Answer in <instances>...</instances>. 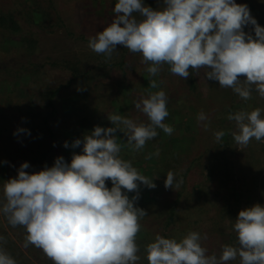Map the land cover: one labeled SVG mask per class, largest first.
<instances>
[{
	"label": "clouds",
	"instance_id": "1",
	"mask_svg": "<svg viewBox=\"0 0 264 264\" xmlns=\"http://www.w3.org/2000/svg\"><path fill=\"white\" fill-rule=\"evenodd\" d=\"M163 4L154 10L143 0H117L114 18L89 37L88 47L111 58L117 45H122L151 65L146 69L150 76L158 75L165 64L171 74L184 80L190 69L197 73L203 69L204 77L230 88L244 101L252 98L253 91L264 98V27L251 16L247 4L235 0H163ZM247 25L253 26L254 36L244 31ZM149 87L158 88L157 81H149ZM168 103L163 90L134 100V108L147 123L108 114L114 127L95 126L82 140L76 139L72 147L83 144V149L73 153L70 163L59 156L52 167L33 173L25 171L29 163H22L17 176L3 183L0 213L12 227L25 229L24 247L40 249L53 264H137L136 238L147 213L135 203L140 184L156 185L121 158L122 145L115 134L123 132L127 145L137 152L158 136L157 129L171 135L173 127L164 122ZM262 111L255 108L228 115L236 125L231 135L237 145L246 147L253 138L264 140ZM208 120L203 111L197 115L205 130ZM224 135V131L214 133L217 142ZM64 147H69L67 142ZM153 155L158 157L159 149L145 159ZM109 180L111 188L106 185ZM182 183L169 171L164 186L173 189ZM127 193L136 195L129 198ZM233 230L236 245H223L219 255L208 254L202 246L207 234L189 231L179 241L157 234L145 248L148 264H229L237 258L239 264H264V206L240 210ZM0 264H17L3 247Z\"/></svg>",
	"mask_w": 264,
	"mask_h": 264
},
{
	"label": "rangeland",
	"instance_id": "2",
	"mask_svg": "<svg viewBox=\"0 0 264 264\" xmlns=\"http://www.w3.org/2000/svg\"><path fill=\"white\" fill-rule=\"evenodd\" d=\"M116 2L117 0H0V9L12 12L22 27L19 34L11 36L12 39L6 34L2 36L0 30V127L4 129L3 132L0 131V203L4 200L3 183L17 176V170L22 163H29L30 167L25 170L29 173L42 170L39 165L22 158L20 150L24 149L27 139L24 132H18V129L27 128L23 118H26L25 111H28L29 107L36 111L46 108L49 112L45 106L48 91L56 88L63 93L55 99L58 108L55 115H59L61 120L56 116V122L52 119V125L59 131L63 125L72 127L75 118L71 114V105L79 98L66 96L65 92L86 93V96L78 101V106L96 121L98 126L108 128L113 127L107 118L108 114L123 115L119 112V107L126 110L123 116L147 123V118L134 108L133 101L147 96L148 92L163 90L169 97V116L164 122L173 127V133L167 135L157 129L158 136L148 141L139 152L132 150L127 141H121V158L131 161L142 175L153 180L156 185L155 188H147L152 201L142 203L138 199L135 203L136 207L144 209L147 213L140 221L141 230L136 238L140 249V260L137 264H148L147 256L146 260L143 259L141 240L148 234L154 237L157 234L164 235L162 227L167 223L169 208L179 194L181 195L177 210L183 219L179 223V229L186 232L196 231L202 236L207 234L202 246L208 249V254L215 253L224 244L222 238L227 240L237 236L233 224L240 210L255 204L264 206V155L256 159L252 157V153L247 152L248 150H243L237 145L234 151V166L227 170L234 172L230 173L228 179L225 178L217 159L208 157V152L216 150L215 116L230 106L235 95L230 88L219 87L218 81L204 77L203 69L199 73L190 69V76L184 80L171 74L165 64L158 75L150 76L146 69L151 65L142 63L141 54L132 53L122 45H117L111 58L97 54L88 47L89 37L102 31L114 18L113 9ZM235 2L247 4L249 7L247 0ZM251 2L257 6L258 12H254L255 15L259 14V11L264 12V0ZM143 3L154 10L164 7L163 0H143ZM36 9L44 13L45 17L41 19L39 15H35L33 10ZM244 31L253 32V26H245ZM24 36L30 43L29 46L23 44ZM104 69L108 70L107 74L103 73ZM31 72L34 74L29 76L28 73ZM76 75L79 79L71 82ZM13 77H17L15 81ZM5 79L12 81L6 82ZM153 79L157 81L158 88L149 87V81ZM238 98L236 97L235 102ZM3 108L4 112H7L6 116ZM16 108L23 110L21 114ZM201 111L209 117V120L204 122L209 125L207 130L197 122V115ZM64 120L65 124L62 123ZM229 122L230 120H226V125ZM30 130V134L33 133V137L38 138L36 145L31 147L34 150L46 149L50 144V136L45 131H38V127H32ZM118 132L120 136H124L123 140L127 139L123 132ZM61 133L62 135L58 133L59 139L74 137L65 129ZM8 141L13 142L10 148ZM260 142L264 140L252 141L253 153L257 154L259 151ZM68 145L69 147L65 148L64 142L61 144L67 155L73 151L72 146ZM157 149L160 151L158 157L153 155L151 159H145ZM53 151L54 149L49 153L50 167L57 158ZM78 153H82V150ZM171 165L173 170H170ZM167 169L176 174L177 180H183L179 188H165ZM186 170L187 175L184 174ZM106 185L111 188V181H106ZM140 187L147 190L143 184H140ZM234 190L240 195V210L230 217L228 212L224 215L222 208ZM127 194L129 198L134 196V193ZM228 219H231L230 222ZM177 226L178 221L171 224V228ZM182 234L180 233L178 238H181ZM0 236L4 237L0 247H3L17 264H53L40 249L31 245L24 247L25 229L22 226L12 227L2 213ZM214 236L218 237L211 239ZM235 242L237 243V239ZM220 250L216 252L217 255Z\"/></svg>",
	"mask_w": 264,
	"mask_h": 264
},
{
	"label": "trees",
	"instance_id": "3",
	"mask_svg": "<svg viewBox=\"0 0 264 264\" xmlns=\"http://www.w3.org/2000/svg\"><path fill=\"white\" fill-rule=\"evenodd\" d=\"M247 1L249 2L251 16L254 17L257 22L264 25V15H263L264 12L259 11V14L255 15L254 12H258L256 4L251 2V0H247ZM33 12H35V15H39V17L41 19L45 17V14L38 12V9L33 10ZM0 30H1L2 36L6 34V35H8L7 37L12 39L11 36L15 35V34H19L22 30V27L12 12H4L3 10L0 9ZM249 33L253 36L255 35L254 31L249 32ZM23 44H27V46L30 45V43L27 42V38L25 36H24ZM32 73L34 74V72H31V73H28V75L31 76ZM103 73L107 74L108 70L104 69ZM13 78H14L13 81H15V79L17 77L16 78L13 77ZM78 79H79V77H77V75H76V78H72L71 82H75ZM5 81L8 82V81H12V80L5 79ZM30 83H32V82H30ZM193 84H194V78L192 77L191 85H193ZM59 94L63 95V93L59 92V89H56V88L51 89L50 91L47 92L46 95L48 96V99L45 102V106L47 107V110L49 112L46 111V108H41L40 110L36 111L35 109H33V107H29V110L25 111V113L27 115L26 118H23V119H25V125H27L28 130H27V128H24L26 131H22L26 135V139H27V144H26L27 146L24 144V146H25L24 149L20 150L21 154H22V158L26 161L29 160V162H32L35 165H39L42 170L45 168V166L50 167L49 163H48L49 157H50L49 153L53 149H54L53 154H55L56 157L62 156V157H64L65 162L70 163L73 153L79 154L78 152L83 149V144H81L79 147H76L75 149L72 147L73 151L72 152L70 151L67 155L66 150L64 149L63 146H61L62 142H64V143L67 142L68 144H70V146H72V143L76 139L82 140L84 135L90 134L91 131H93L94 127L98 126L96 121H93L90 117H88L87 114H85L83 112V110L77 104L81 98H84L86 96V93L68 91V92H65L66 96H70V97L79 96L78 100L74 101L73 105H71V111H72L71 114H73V118H75L74 123H72L73 124L72 127L71 126L67 127L64 125L60 126L59 131H56L54 126L52 125V119L55 120L54 116H56L55 114L58 112V108H57L56 103H55L57 100H55V99L57 98V96H60ZM234 95H235L234 101L230 104V106L225 108L224 112L219 113L215 116L214 121H215V126L217 128L216 131H224L225 135L221 139L220 142H217V141L215 142L216 143L215 144L216 150L213 152H208V153H210L208 155V157L216 158L217 162H219V164L222 166L223 171H224V176L227 179H228V176L230 175V173L234 172V171L228 172L227 170L228 169L230 170V168H233V166H234V162H235V159H234L235 152L234 151L236 150V146H237V144L234 142V139L231 135V133L233 131H236V125H235L234 121H230L226 125V120L227 121L229 120L227 118L228 115L234 114L235 112L240 111V110L251 111V110H254L255 108H261L262 110H264V108H263L264 98H261L258 95V93H256L255 91H253V93H252V98L247 100V101H244V100L238 98L239 96L235 93H234ZM236 97L238 98L237 102H235ZM119 108H120L119 112L121 111L122 114L124 115L126 113L125 108H123V107H119ZM4 110H5V108H3V112H4ZM16 111L21 114V111H23V110L20 111V108H16ZM1 112H2V110H1ZM19 113H18V115H19ZM4 115L6 116L7 112L6 113L4 112ZM188 115L192 116L189 113H188ZM262 116H264V111H262ZM56 117H58V119L61 120V117L59 115H57ZM64 117H66V116H64ZM58 119L56 118V120H58ZM56 120H55V122H56ZM62 123L65 124L66 120H64ZM112 126L114 127V125H112ZM32 127H38V131L42 130L41 131L42 133H44V131H45L46 134L50 136V140H49L50 144L43 151L42 150H34V148L31 147V146H35L36 143L38 142V138L33 137V133L28 134L31 132V130L29 131V129ZM64 129H65V131L71 132L70 134L74 135V137H69V138L65 137L64 140H63V138L59 139V134L62 135L61 131ZM0 131L3 132L4 129H2L0 127ZM118 131L119 130H117V132L115 134L117 136L118 142H120V143H121V141L126 142L127 139L125 138L123 140L122 137L124 138V136H122V134L120 136ZM76 133H78V135H76ZM43 136H45V135H43ZM253 140H255V139L253 138L250 141V143L246 147H242V149L243 150L246 149V151L248 150L247 151L248 153H252V157L259 159L260 156L264 155V142L259 143V146H258V147H260L259 151L256 152V149H255V152L257 153V154H255V153H253V148H254L253 144H252ZM8 142H9L8 144L10 145V146L8 145V148L13 146V142H10V141H8ZM26 147H28V148H26ZM25 148H26V150H25ZM173 169H174V167H173V165H171L170 170H173ZM167 171H168V169L166 170V172ZM186 171L187 172L184 173L185 175L188 174V170H186ZM222 182H224V180ZM140 188L141 187H139V199L141 200V202L146 203V201H149V202L152 201L153 199L149 195V191H148L149 189H147L148 187H146L147 190H143ZM134 195H136V193H134ZM180 195L181 194H179V197L175 200L173 205L169 208V213L167 215L168 221L162 227V231L164 233L163 237L175 238V239H177V241L179 239L183 238L188 233V231L186 232V230L179 229V223H181V221L183 220L181 218V216L179 215L178 210H177V204L179 202ZM239 201H240V195H237V190H234V192L231 193L229 195V197H227L226 202H225V207L222 208L224 215L228 212V216L231 217V215L234 212L239 211L240 210ZM160 216H161V213H160ZM230 220L231 219H228L229 222H230ZM177 221H178V226L176 228H173V227L171 228V224L173 222H177ZM178 232H179V234L183 233L181 235V238H178L179 237ZM215 237H218V236L211 237V239H215ZM154 238H155L154 236H151L148 234L147 237L145 236L143 238V240H141V243H143V245L140 247H141V249H144V252H143L144 258L143 259H145L147 256L146 251H145V248H146L145 241L153 242ZM216 239H218V238H216ZM235 239H237V236H234L232 238H228L227 240L222 238V241L224 243L223 245H225V244L236 245ZM219 249H222V248H219ZM219 249H218V251H215V253L216 252L218 253ZM220 252H221V250H220ZM238 262H239V260L237 258V260H235V261H230L229 264H238Z\"/></svg>",
	"mask_w": 264,
	"mask_h": 264
}]
</instances>
